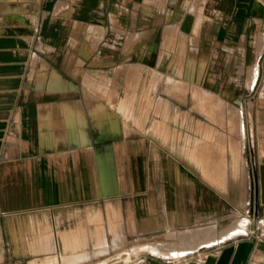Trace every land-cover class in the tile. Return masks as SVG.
I'll return each mask as SVG.
<instances>
[{"label": "crops", "instance_id": "obj_1", "mask_svg": "<svg viewBox=\"0 0 264 264\" xmlns=\"http://www.w3.org/2000/svg\"><path fill=\"white\" fill-rule=\"evenodd\" d=\"M242 203L251 229L221 235ZM257 212L264 0H0V264L122 258L163 229L123 264H253Z\"/></svg>", "mask_w": 264, "mask_h": 264}, {"label": "rangeland", "instance_id": "obj_2", "mask_svg": "<svg viewBox=\"0 0 264 264\" xmlns=\"http://www.w3.org/2000/svg\"><path fill=\"white\" fill-rule=\"evenodd\" d=\"M220 105H222V102H218L217 104H215V106H220ZM227 107H232V106L227 105ZM228 120H229V126H230L229 128L231 129L230 131L232 133H234V138H235V135L238 131L236 129H234L235 125L233 127L232 124H233L234 120H236V117L234 115L230 114L228 116ZM230 139L233 140V138H230ZM233 142H234V140H233ZM242 142L243 141H240L239 143H235L234 144L235 146H232V148L234 149L233 150L234 153H236V150H241V149L246 150V147H244V148L242 147V145H243ZM239 206H243L242 209H238L236 207V208H234L233 212H228V214H230V215L234 214V211L238 212L237 214H235V217H229L227 219L224 218V220L212 222V223H224V222H227L230 220L232 222L235 219L240 220V221L232 222L233 224L232 223L229 224L227 226V231H229V232H227L226 230H223V231H221V235H223V236L232 235L231 237H233V238L242 237V236H244L242 234V232L247 233V230L251 229V226H248V221H250V219L252 218L250 210H247L248 208L246 207V205L244 203L240 204ZM91 209H92L91 206H79V208H76L73 211H70L69 218L72 219V223H74V226H70L69 228H67L66 232H68L72 235H74L76 233L77 237H82V238L86 237L87 233L91 234V232H94L95 222L92 219H90L89 216H87L88 213L90 214ZM263 215H264V212H263ZM262 218L263 217H261V212H259V213L257 212L253 215V221H251V222H253L254 225H258L261 228H264V224L261 223ZM230 225H231L233 230L232 229L230 230V228H229ZM59 229H60L59 227L53 228V237L52 238H54L56 245L58 244L56 239H59V237H58ZM166 230H168V229L156 230L152 233L143 234V235L130 236L127 238V242L125 243L124 252H126V253L121 254L122 258H115L113 256L114 253L110 252V254H108L104 257H100V259L98 258V259H93V261L92 260L88 261L87 264H97L100 261H102L103 258L104 259L107 258V262H106L107 264H123V263L130 261L129 258L132 259L131 262H134L135 260L133 258L140 251L129 250V247L131 246V244L135 243L133 241V239L137 238V236L141 237L140 240L136 241L137 243H142V242H145L146 240L159 239V237H161L163 235V233L166 232ZM223 238H225V237H223ZM58 251L59 250H58V245H57V250L55 252L50 253L51 255H49V254L48 255L49 256H56V255H58ZM152 251H154V250H152ZM141 252H143L144 254H148V255L152 254V253L145 251V250H142ZM185 252H188V251H185ZM185 252H183V253H185ZM33 253H36V252H33ZM61 254H64V253L61 252L60 255ZM70 254H73V253H70ZM152 255H154V254H152ZM42 256H46V255H42ZM124 256H126V259H123ZM165 259L171 260L172 257L165 258ZM51 261H52V263H51ZM51 261L49 262V260H47L46 263H49V264H74V263H77V259L72 258V256H68L66 258L60 257V260L58 258H53V260H51ZM22 264H25V263H22ZM26 264H29V261ZM253 264H264V260L260 259L259 261H254Z\"/></svg>", "mask_w": 264, "mask_h": 264}, {"label": "bare ground", "instance_id": "obj_3", "mask_svg": "<svg viewBox=\"0 0 264 264\" xmlns=\"http://www.w3.org/2000/svg\"><path fill=\"white\" fill-rule=\"evenodd\" d=\"M237 113H238V111H237ZM238 119L239 120H236V122H237V125H236V127H237V130H238V132H239V134H240V138H242V131H241V123H240V115H238ZM236 124V123H235ZM234 127V126H233ZM243 141V140H242ZM239 143V142H238ZM233 146H235V145H233ZM232 150H234L233 148H232ZM233 222H235V221H233ZM233 224V223H232ZM229 228H230V230L232 229V227H231V225L229 226ZM233 230V229H232ZM227 232H229V231H227ZM190 233V232H189ZM181 235H182V233H180ZM184 234V233H183ZM152 245V244H151ZM150 245V246H151ZM148 246L150 249H152V250H154V251H159V252H161V251H163V250H165V249H163V248H161L160 246H158V245H153V246ZM163 247V246H162ZM83 260V259H82ZM77 261H80V260H77ZM49 262H50V260H49ZM54 262V261H53ZM57 262V261H56Z\"/></svg>", "mask_w": 264, "mask_h": 264}]
</instances>
